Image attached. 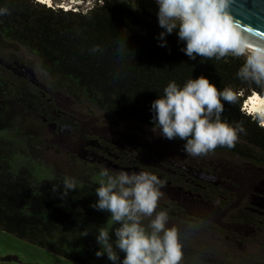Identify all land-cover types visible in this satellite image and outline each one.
I'll use <instances>...</instances> for the list:
<instances>
[{"label": "trees", "instance_id": "16d2710c", "mask_svg": "<svg viewBox=\"0 0 264 264\" xmlns=\"http://www.w3.org/2000/svg\"><path fill=\"white\" fill-rule=\"evenodd\" d=\"M89 1V7L80 9L41 0H0V9L8 10L0 15V48L8 51L6 58L11 61L0 60V229L80 264H113L106 254L96 256L101 247L96 236L100 228L109 227L110 217L91 207L98 199L100 170L92 168L90 183L74 179L77 188L64 196L65 177L53 176L30 153L43 136L29 121V112L36 111L49 125H59V130L65 123L74 125L65 115L51 112L58 109L54 93L65 91L117 119L154 126L151 104L163 96L168 83L175 81L182 87L188 79L204 75L219 90L232 87L244 93L236 104L225 103L221 119L232 125L242 123L246 134H239L235 147H217L213 152L264 164V128L241 112L248 97L255 92L264 95V88L237 77L244 57L191 60L181 51L185 44L175 32L165 37L166 46L161 47L158 37L164 30L157 12L142 0ZM26 53L40 60L49 84L26 68ZM164 158V169L134 157H123V164L161 175L171 190L178 189V197L160 198L157 211H167L168 226L175 225L180 232L181 264H264V239L247 243L250 236H243L252 232L264 236L262 186L254 182L246 203L238 206V182L233 179L231 187L226 182L229 176L220 175L225 169L203 167L220 172L209 182L187 172L180 162ZM186 196L194 198L195 206L211 205V214L192 210ZM214 209L221 210V216ZM149 219H144L145 226ZM183 225L188 227L181 229ZM85 231L88 235L82 236ZM110 238L115 241L114 231ZM231 238L242 241L240 246ZM124 255L119 252L121 261Z\"/></svg>", "mask_w": 264, "mask_h": 264}, {"label": "clouds", "instance_id": "9594fccd", "mask_svg": "<svg viewBox=\"0 0 264 264\" xmlns=\"http://www.w3.org/2000/svg\"><path fill=\"white\" fill-rule=\"evenodd\" d=\"M154 2L158 6V25L164 30L158 37L161 47L166 46L165 37L175 32L185 44L181 51L191 60L244 57L237 77L264 88V39L251 34L261 29H253L235 14L234 0ZM7 12L6 8L0 9V15ZM243 94V90L232 87L219 90L204 75L188 79L182 87L175 81L169 82L163 96L151 104L153 131L158 129V134L168 140L185 141L184 151L193 157L205 156L217 147L231 149L238 142L239 134H246V129L242 123L232 125L221 116L225 103L236 104ZM241 112L264 128V105L253 112L242 106ZM99 177V186L95 189L98 199L91 207L110 213V217L109 227L100 228L96 236L101 246L96 256L106 254L113 264H181L180 232L175 225L168 226L167 211H157L164 182L147 171L112 174L105 168ZM76 188V181L65 177L63 195ZM145 218H150L147 226ZM113 225L119 226L113 229ZM110 231H114V242ZM87 235V231L82 233ZM119 252L125 254L122 261Z\"/></svg>", "mask_w": 264, "mask_h": 264}, {"label": "rangeland", "instance_id": "374dc122", "mask_svg": "<svg viewBox=\"0 0 264 264\" xmlns=\"http://www.w3.org/2000/svg\"><path fill=\"white\" fill-rule=\"evenodd\" d=\"M48 4H54L56 6H66L67 8H86L89 7L92 2L89 0H42ZM152 11H158V6L154 0H142ZM6 52L0 48V60H8L6 58ZM19 54V52H18ZM26 58L25 66L32 70L34 78L37 80L46 81L48 84L50 78L41 66L40 60L33 54H23ZM57 96L58 109H54L51 112L54 115H65L66 118H70L74 124L73 130H59V125H49L48 120L41 115H38L36 111L29 112L28 117L31 119L30 122L36 124L38 134L43 136L42 142L33 143L34 146L30 148V153L35 158L40 160L46 166L52 170L53 176L59 175V177L71 176L73 179L81 182L90 183L93 177V169L102 170L107 168L110 173L116 174L120 171L137 172L138 170L133 169L130 165H122L121 162H116L112 158L107 160L104 157L103 149L96 148V155L93 164L90 166L85 163L89 158H85L80 152L79 147L89 145L87 142H82L81 134L82 130L88 132L93 130L105 133L106 129L118 128L121 144L128 150L134 151V158L142 159L146 163L156 164L158 167L164 169V157H169V160L175 162H181L183 164H192L199 168L208 167L209 169L215 170L214 168H223L225 171L220 174L224 177V174L229 176L226 182L231 187L233 179L238 182V206L244 205L247 201L248 194L251 192L249 188L256 182L261 185L264 189V164L257 161H252L244 157L231 155L228 153H215L210 152L205 156L193 157L188 155L183 148L184 143L174 140H168L162 135L153 131V127L143 122L135 121L134 119H117L112 114L106 112V110L100 109L90 103L83 97H77L69 94L65 91H57L54 93ZM247 102V101H246ZM245 102V103H246ZM244 103V104H245ZM248 107H250L248 105ZM66 125V123H65ZM69 125V124H67ZM114 135H117L115 132ZM117 140L112 141L113 144L119 145L120 141L115 136L112 137ZM101 143V139L99 140ZM89 148V147H88ZM127 166V167H126ZM130 167V168H129ZM221 171V170H220ZM222 172V171H221ZM158 176L163 182V177L154 172H150ZM216 175L219 174L217 171ZM237 176V177H233ZM216 180V179H215ZM214 180V181H215ZM231 180V181H230ZM212 181V180H209ZM227 183V184H228ZM169 185L164 182V186L160 188L162 193L161 198L166 199L171 194L177 195L175 190L169 189ZM259 200V199H258ZM185 201L189 203L192 210L197 212L206 211L211 214L212 206H195V200L192 196H186ZM214 214L221 216L222 212L219 209H214ZM188 225H183L181 229H186ZM261 234L248 233L243 235L250 236L247 243L250 240L259 241L264 239ZM229 239V238H228ZM236 246H240L239 239H232ZM256 245V243H254ZM0 264H80L71 261L61 255L53 253L52 251L38 246L27 239L20 238L13 233L0 229Z\"/></svg>", "mask_w": 264, "mask_h": 264}, {"label": "flooded vegetation", "instance_id": "af4514ba", "mask_svg": "<svg viewBox=\"0 0 264 264\" xmlns=\"http://www.w3.org/2000/svg\"><path fill=\"white\" fill-rule=\"evenodd\" d=\"M108 112V111H106ZM109 113V112H108ZM111 114V113H110ZM66 128L68 130H73L74 126L73 125H64L60 128V130H66V129H63ZM105 133H102V132H95L93 130H89L88 132H84V130H82V134H81V139H82V142H87L89 144H92V145H89L88 147L90 148H86L85 146H80L79 147V152L85 157V158H89L91 160H94L95 158V155H96V148H101V149H104V157L105 159L107 160H111V157L115 158L116 160H118V162H124V159L123 157L129 159V158H132L134 157V151H130L128 150L125 146H123L121 144V139H120V135L119 134V129L118 128H115V129H106L104 130ZM117 133V135H114V133ZM116 137L118 138L120 142L119 145H115L113 144L112 141L116 142L117 140L113 139L112 137ZM101 139V141H104L106 142L105 146L102 144V142L100 143L99 140ZM183 168H185L187 170V172H190L192 173L193 175H195L196 177L200 178L198 176L200 170H205V171H208L210 172L209 170H206L204 168H199L198 166H195V165H185L183 163H179ZM124 165V164H122ZM210 173H215V172H210ZM202 179V178H200ZM206 180V179H204ZM209 181V180H207ZM209 182H213V181H209Z\"/></svg>", "mask_w": 264, "mask_h": 264}, {"label": "water", "instance_id": "95a60500", "mask_svg": "<svg viewBox=\"0 0 264 264\" xmlns=\"http://www.w3.org/2000/svg\"><path fill=\"white\" fill-rule=\"evenodd\" d=\"M233 11L245 24L250 25L253 29H261L251 34L264 39V0H234ZM198 176L212 181L217 178L216 173L205 170H200Z\"/></svg>", "mask_w": 264, "mask_h": 264}, {"label": "snow or ice", "instance_id": "6c2138e0", "mask_svg": "<svg viewBox=\"0 0 264 264\" xmlns=\"http://www.w3.org/2000/svg\"><path fill=\"white\" fill-rule=\"evenodd\" d=\"M251 102L252 106L248 107V103ZM262 105H264V99H260L259 97L253 96L249 97V101L245 103V107L248 108L249 112L256 111L258 108H260Z\"/></svg>", "mask_w": 264, "mask_h": 264}, {"label": "bare ground", "instance_id": "6f19581e", "mask_svg": "<svg viewBox=\"0 0 264 264\" xmlns=\"http://www.w3.org/2000/svg\"><path fill=\"white\" fill-rule=\"evenodd\" d=\"M253 96L259 97L260 99H264V95H261V94H259L258 92H255V93L252 94L250 97H253ZM248 101H249V98H248ZM248 101H247V102H248ZM248 105L251 107V106H252L251 102H249Z\"/></svg>", "mask_w": 264, "mask_h": 264}, {"label": "built area", "instance_id": "2783aa9c", "mask_svg": "<svg viewBox=\"0 0 264 264\" xmlns=\"http://www.w3.org/2000/svg\"><path fill=\"white\" fill-rule=\"evenodd\" d=\"M65 8H67L66 6H64Z\"/></svg>", "mask_w": 264, "mask_h": 264}]
</instances>
